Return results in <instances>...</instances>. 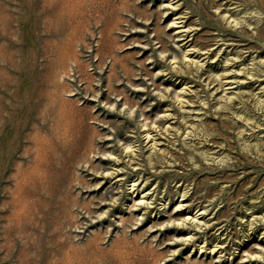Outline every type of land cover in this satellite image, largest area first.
I'll use <instances>...</instances> for the list:
<instances>
[{
	"label": "rangeland",
	"instance_id": "374dc122",
	"mask_svg": "<svg viewBox=\"0 0 264 264\" xmlns=\"http://www.w3.org/2000/svg\"><path fill=\"white\" fill-rule=\"evenodd\" d=\"M0 264H264V0H0Z\"/></svg>",
	"mask_w": 264,
	"mask_h": 264
},
{
	"label": "bare ground",
	"instance_id": "6f19581e",
	"mask_svg": "<svg viewBox=\"0 0 264 264\" xmlns=\"http://www.w3.org/2000/svg\"><path fill=\"white\" fill-rule=\"evenodd\" d=\"M181 22V20H178V19H174L173 20V23L174 24H176V26H178L177 27V36H182V35H187V33L185 32V31H187L186 30V28H184V26H183V24H179ZM185 32V33H184ZM185 36H184V38H185ZM187 52V51H186ZM147 120V119H146ZM142 126V125H141ZM155 125H152V128L154 127ZM158 126V125H157ZM157 126H155V127H157ZM149 128L150 127H145L144 129H145V132H144V138L147 140V141H149V140H152V143H151V145H154V142L155 141H153L154 140V137H153V134H151V131L149 130ZM151 128V129H152ZM143 129V130H144ZM157 129V128H156ZM146 141V142H147ZM128 145V144H127ZM132 146V145H131ZM127 148V147H126ZM131 148V147H130ZM128 149V148H127ZM126 149V150H127ZM131 150V149H130ZM131 152V151H130ZM128 153V152H127ZM134 154V153H133ZM139 178V177H138ZM138 182V181H137ZM142 186V185H141ZM130 187H131V193H137V195L138 194H141L140 196H141V202H142V204H143V202H145L146 201V199H143V198H147V195L148 194H146V193H143L142 192V189H140V187H138V183H136L135 182V179H131V182H130ZM143 199V200H142ZM150 199V198H149ZM183 200V199H182ZM140 202V203H141ZM183 202V201H182ZM184 204V203H183ZM144 205V204H143ZM177 205H182L181 204V201H180V203H178ZM145 206V205H144ZM165 207V206H164ZM205 212H206V209L205 208H202L199 212H193V213H188V215L185 217V219H187V220H191V222H193V221H196L197 222V220H198V214H201V217H203L204 216V214H205ZM204 219V218H203ZM181 220V219H180ZM190 222V223H191ZM185 224V223H184ZM198 224V223H197ZM201 224H202V222H201ZM182 225V224H181ZM190 225H192V224H190ZM205 225V224H204ZM199 226H201V225H199ZM194 227V226H193ZM193 236V235H192ZM190 241V240H189Z\"/></svg>",
	"mask_w": 264,
	"mask_h": 264
}]
</instances>
